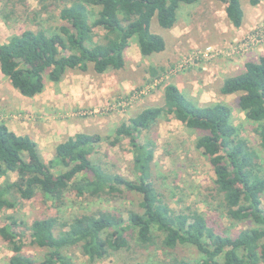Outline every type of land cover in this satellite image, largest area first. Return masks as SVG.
Wrapping results in <instances>:
<instances>
[{"label": "trees", "instance_id": "trees-1", "mask_svg": "<svg viewBox=\"0 0 264 264\" xmlns=\"http://www.w3.org/2000/svg\"><path fill=\"white\" fill-rule=\"evenodd\" d=\"M26 0H3V18L16 16ZM43 1V0H39ZM60 23L48 32L45 28L25 29L0 44V72L21 95L41 93L47 81L58 83L68 70L96 74L123 69L131 40L138 44L142 57L162 52L164 38L151 31L153 17L162 28L170 29L177 19L180 3L198 0H59ZM223 3L227 20L235 28L243 24L242 0H217ZM261 0H247L256 6ZM44 6V5H43ZM44 9V8H43ZM103 32L98 40L93 29ZM154 78L158 69L147 66ZM219 92L240 94L239 107L258 127V145L264 151V54L247 61L244 69L224 78ZM161 105L142 108L115 128L113 144L127 138L131 146L135 179L108 171L91 158L99 134L77 132L54 145L53 156L45 161L38 143L27 134H17L0 123V210H13L20 200L37 194L63 202L70 190L77 197H121L124 192L138 194L139 210L97 209L60 220L58 216L35 218L30 223L16 213L5 214L0 237L11 251L9 264H75L68 254L78 249L90 262L112 253L130 250V240L146 250L159 243L169 253L157 264H264V167L260 156L239 135L231 122V108L218 101L198 104L175 83L163 87ZM173 117L188 129L199 132L195 146L209 156L215 178L213 192L231 221L251 218L253 227L227 232L219 230L203 212L190 207H171L154 183L152 162L154 142L142 133L160 118ZM10 173H15L12 179ZM28 231L33 245L46 249L42 259L23 250V235ZM195 247L201 256L189 261L174 254L179 246Z\"/></svg>", "mask_w": 264, "mask_h": 264}, {"label": "rangeland", "instance_id": "rangeland-1", "mask_svg": "<svg viewBox=\"0 0 264 264\" xmlns=\"http://www.w3.org/2000/svg\"><path fill=\"white\" fill-rule=\"evenodd\" d=\"M25 2L28 6L25 15L21 14L23 8L18 6L16 16L5 20L1 13L3 0H0V44L7 42L11 35L29 28L36 30L42 27L48 32H53L60 23L59 9L56 7L60 4L59 0ZM224 6L217 0L180 3L176 22L170 29L159 26L156 17H153L150 29L164 38L166 47L162 52L142 57L137 42L131 40L125 53L126 63L123 69L109 70L102 74H96L92 69L88 72L68 70L64 77L73 79L79 86L82 85V92L80 89L68 90L69 94L57 104L52 103L47 96L41 97V94L47 91L50 96L52 85L57 89L62 80L58 83L47 81L44 88L46 90L37 94L38 100L43 99V102L27 103L26 108L20 109L23 99L15 95L17 90L2 74L0 85L8 92H13L11 97L14 100L7 102L9 93H0V123L10 125L20 122L25 126L21 131L25 129L35 140H40L49 132L48 135H57L63 126H72V129H66L64 134L60 135V141L76 132L99 134L101 140L95 143L91 158L110 172L135 179L129 140L121 137L117 144H113L112 141L116 137L115 128L142 108L161 105L166 83L181 82L182 92L198 104L221 101L231 108V122L238 129L239 135L259 154L261 165L264 167V151L258 145L255 132L259 124L245 117L244 111L239 107V93L223 95L219 92L225 77L242 71L245 62L257 60L259 55L264 54V0L256 6L242 0L244 18L239 28L229 23ZM93 31L97 34L95 40H98L103 31L99 28H94ZM147 66L158 69L156 77L153 78L147 72ZM121 81L125 84L121 85V89L112 86L113 83L119 85ZM86 82L92 84V87H87V97L84 96L83 85ZM104 84L107 91L99 94V89H96ZM69 99L71 100L67 102ZM13 101L19 107H16ZM8 103L10 106H7ZM38 103L40 105H37ZM49 124L57 130L50 129ZM198 135L199 132L188 129L171 116L169 119H158L148 131L142 133L141 142L150 138L155 145L151 167L154 183L163 192L171 207L177 210L188 207L197 209L219 230L233 232L255 226L251 218L234 222L227 217L213 192L215 174L209 156L195 146ZM56 143L52 146L41 145L42 148L38 143L45 161L52 158ZM10 177L14 179L16 174L10 173ZM63 196L62 203L41 194L29 200H20L13 210H0V226L5 222V214L9 213H16L19 218L30 223L35 218L55 215L60 220H70L97 209L118 211L125 217L127 210H139L140 197L131 192H124L115 200L105 196L77 197L70 190ZM262 206L264 208V194ZM17 230L23 235L24 252L35 259H42L46 249L33 245L28 231L20 228ZM130 242V250L112 253L94 262H90L87 256L75 248L69 250L68 254L75 264H157L158 261L169 258V253L161 249L159 243L143 250L135 245L134 240ZM174 254L189 261L201 256L199 251L190 245L179 246ZM10 256L11 251L0 237V264H9Z\"/></svg>", "mask_w": 264, "mask_h": 264}, {"label": "crops", "instance_id": "crops-1", "mask_svg": "<svg viewBox=\"0 0 264 264\" xmlns=\"http://www.w3.org/2000/svg\"><path fill=\"white\" fill-rule=\"evenodd\" d=\"M127 51V50H126ZM2 75V73L0 72V76ZM79 82V81H78ZM69 83V84H68ZM175 84L177 85V87L182 91V89H181V87H180V84L182 85V83L180 82H175ZM52 85V84H51ZM84 85V96H86L85 94L86 93H88L89 92V90L87 89V87H89L90 88V86L92 87V84H89V83H84L83 84ZM120 85V86H119ZM119 85H116V84H112V86L114 87V88H116L117 87V89H121V85H125V84H123L122 83V81H121V83L119 84ZM80 86H82V85H80ZM79 86V84L77 85V84H75V81L73 80V79H69L68 77H63V79H62V81L58 84V87H57V89H54V86L52 85V92L50 93V96H48V92L47 91H45V92H43L42 94H41V97H45V96H47L46 98H50L51 100V102L52 103H55V104H57V102L59 101V100H62L63 99V97H66V95L67 94H69V92H68V90H71V91H73V90H78V89H80L81 90V92H82V88ZM46 88V87H45ZM48 88V87H47ZM13 89V88H12ZM86 89V90H85ZM99 89V94H102V92H105L106 93V88H105V84L104 85H102V86H99V88H97L96 90H98ZM44 90H46V89H44ZM95 90V91H96ZM15 91V90H14ZM3 92H8L2 85H0V93H1V95H3ZM9 93V96H7V102H10L13 98L11 97V95H14L13 94V92L11 91V92H8ZM15 93V95H17V97H19V98H22L23 99V101H22V105H20V109H24V108H26L27 107V105L28 104H34V103H36V102H38V101H41V102H43L42 100L43 99H41V100H38V95H35V96H33V97H26V96H23V95H21L19 92H17V91H15L14 92ZM87 97V96H86ZM83 98V97H82ZM14 100V99H13ZM64 100V99H63ZM71 99H69V100H67V102L68 101H70ZM14 102V101H13ZM28 103V104H27ZM14 104H15V102H14ZM37 105H40L39 103L37 104ZM7 106H10V103H8L7 104ZM15 106L16 107H19V106H17L16 104H15ZM42 106H43V103H42ZM12 107V106H11ZM32 108L33 109H36V108H34L33 106H32ZM10 110V109H9ZM11 113V112H10ZM6 124V123H5ZM10 129H12L15 133H17V134H21V133H23V134H27L28 135V133L25 131V129H24V131L22 132L21 131V129H23V128H25V126H23L22 125V123H17L16 122V124H14V123H12V124H10L9 125V123H7L6 124ZM50 126V129H53L54 128V131L55 130H57V128H55L54 126H52L51 124H49ZM59 127V126H58ZM72 126H69V127H67V128H65L64 126L62 127V129H60L59 130V132H57V135H55V134H53V135H48V134H50V132L48 133V134H44V137H42V138H40V140H35L37 143H39V145H40V147L42 148V146L41 145H49V146H52V144L53 143H56L57 141H60V135H62V134H64V132H65V130L66 129H68V130H70V129H72L71 128ZM60 128V127H59ZM53 131V132H54ZM77 133V132H76ZM75 134V133H74ZM74 134H70V136H72V135H74ZM37 139V138H36ZM49 142V143H48Z\"/></svg>", "mask_w": 264, "mask_h": 264}]
</instances>
